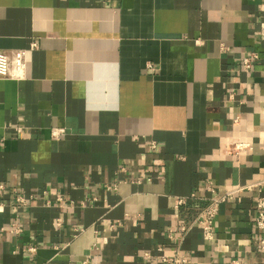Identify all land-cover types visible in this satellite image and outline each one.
I'll use <instances>...</instances> for the list:
<instances>
[{
	"label": "crops",
	"instance_id": "crops-1",
	"mask_svg": "<svg viewBox=\"0 0 264 264\" xmlns=\"http://www.w3.org/2000/svg\"><path fill=\"white\" fill-rule=\"evenodd\" d=\"M263 19L264 0H0V49L38 42L24 78H0V264H166L176 247L264 264V183L222 205L214 238L194 223L209 185L264 180Z\"/></svg>",
	"mask_w": 264,
	"mask_h": 264
},
{
	"label": "built area",
	"instance_id": "built-area-1",
	"mask_svg": "<svg viewBox=\"0 0 264 264\" xmlns=\"http://www.w3.org/2000/svg\"><path fill=\"white\" fill-rule=\"evenodd\" d=\"M260 35L264 40V19L261 22ZM37 47H38V42L33 41L31 45L26 48H17L11 51L0 49V78H13V79L24 78L27 73V60L29 53ZM221 49L223 51L227 50L228 46L225 43H222ZM258 57L259 54L257 52H252V54L244 56L242 59L243 69L249 71L253 67L254 61ZM59 133H60L59 129L57 128L52 129L53 136H58ZM229 144L231 151L236 154L241 153L242 151L246 150L251 146L249 142L241 141V140H233L229 142ZM151 146L156 147L155 141L151 143ZM145 177H147V179L151 178L148 174H146ZM263 183L264 180L248 182L244 184L238 183L232 185L231 187H228L224 192L221 193L218 192L215 189V187L209 185L208 190L210 192V195L207 196L203 195V196L208 198L210 201L207 206L201 209V211L199 212L198 216L194 221V223L199 225L203 233V237L205 239L214 238V227H215L216 217L219 214L223 204L233 200L237 194L242 193L243 191L252 190L255 188L261 191V186L263 185ZM3 187L4 185L0 184V190ZM32 197L33 196H31V198ZM31 198H28L22 194H19L17 196L18 202L23 203L25 205L29 203ZM58 199L60 200L62 205L68 201L67 197H65L64 195L59 196ZM185 202L186 200L183 197H177L175 201L176 209H179L181 205L185 204ZM254 207L256 209V215L254 218L255 227L259 231L264 232V196L262 194H259L256 197L254 201ZM175 216L180 221V230L183 235L190 229L192 225L186 223L185 220L181 218L180 213L178 211H176ZM58 222H60V220ZM115 226H116L115 223H109V225H107L109 230H113ZM95 247L98 248V246ZM260 247L264 249V237H262L261 239ZM30 249L34 250L35 247H30ZM160 249L163 250V247H161ZM162 259L166 264H196L195 261L189 255L181 251L180 247H176L174 252L171 254L163 253ZM83 264H88V258L83 261Z\"/></svg>",
	"mask_w": 264,
	"mask_h": 264
}]
</instances>
